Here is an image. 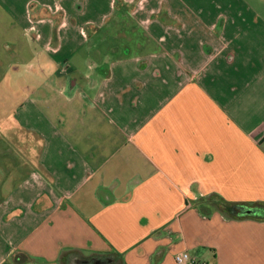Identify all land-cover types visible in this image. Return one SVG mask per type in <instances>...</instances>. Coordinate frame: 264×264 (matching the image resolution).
Wrapping results in <instances>:
<instances>
[{
    "label": "crops",
    "instance_id": "1",
    "mask_svg": "<svg viewBox=\"0 0 264 264\" xmlns=\"http://www.w3.org/2000/svg\"><path fill=\"white\" fill-rule=\"evenodd\" d=\"M263 206L264 0H0V264H264Z\"/></svg>",
    "mask_w": 264,
    "mask_h": 264
},
{
    "label": "built area",
    "instance_id": "2",
    "mask_svg": "<svg viewBox=\"0 0 264 264\" xmlns=\"http://www.w3.org/2000/svg\"><path fill=\"white\" fill-rule=\"evenodd\" d=\"M176 264H206L205 262L197 260L188 251H180L174 255Z\"/></svg>",
    "mask_w": 264,
    "mask_h": 264
},
{
    "label": "trees",
    "instance_id": "3",
    "mask_svg": "<svg viewBox=\"0 0 264 264\" xmlns=\"http://www.w3.org/2000/svg\"><path fill=\"white\" fill-rule=\"evenodd\" d=\"M222 207L224 209H226V211H229L231 213V211L233 210V207L232 205H227V204H223ZM259 218L263 219L264 218V206L263 207H260L259 209ZM231 215L233 216V214L231 213ZM235 216V215H234Z\"/></svg>",
    "mask_w": 264,
    "mask_h": 264
},
{
    "label": "water",
    "instance_id": "4",
    "mask_svg": "<svg viewBox=\"0 0 264 264\" xmlns=\"http://www.w3.org/2000/svg\"><path fill=\"white\" fill-rule=\"evenodd\" d=\"M255 213V210L253 209V208H246V209H244V211H243V214L244 215H251V214H254ZM99 262H98V260H97V264H98Z\"/></svg>",
    "mask_w": 264,
    "mask_h": 264
},
{
    "label": "rangeland",
    "instance_id": "5",
    "mask_svg": "<svg viewBox=\"0 0 264 264\" xmlns=\"http://www.w3.org/2000/svg\"><path fill=\"white\" fill-rule=\"evenodd\" d=\"M4 15V14H3ZM128 25V24H127ZM2 88V87H1ZM2 89H4V88H2ZM74 259L75 258H73V256H68V257H66V261L65 262H63V264L65 263V264H71L72 262H74L73 264H77V263H75V261H74Z\"/></svg>",
    "mask_w": 264,
    "mask_h": 264
},
{
    "label": "flooded vegetation",
    "instance_id": "6",
    "mask_svg": "<svg viewBox=\"0 0 264 264\" xmlns=\"http://www.w3.org/2000/svg\"><path fill=\"white\" fill-rule=\"evenodd\" d=\"M89 264H97V261L96 260H92L90 262H88Z\"/></svg>",
    "mask_w": 264,
    "mask_h": 264
}]
</instances>
